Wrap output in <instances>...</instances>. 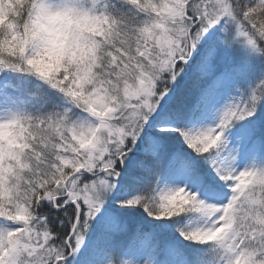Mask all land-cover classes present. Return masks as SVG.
Returning <instances> with one entry per match:
<instances>
[{
    "label": "snow or ice",
    "instance_id": "1",
    "mask_svg": "<svg viewBox=\"0 0 264 264\" xmlns=\"http://www.w3.org/2000/svg\"><path fill=\"white\" fill-rule=\"evenodd\" d=\"M0 264H264V0H0Z\"/></svg>",
    "mask_w": 264,
    "mask_h": 264
},
{
    "label": "clouds",
    "instance_id": "2",
    "mask_svg": "<svg viewBox=\"0 0 264 264\" xmlns=\"http://www.w3.org/2000/svg\"><path fill=\"white\" fill-rule=\"evenodd\" d=\"M4 7H5V9H8L9 6L8 5H5Z\"/></svg>",
    "mask_w": 264,
    "mask_h": 264
}]
</instances>
